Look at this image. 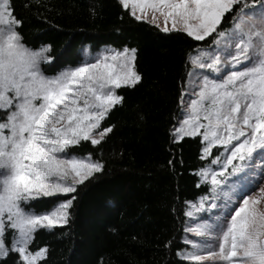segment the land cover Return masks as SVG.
I'll return each mask as SVG.
<instances>
[{
    "label": "snow or ice",
    "instance_id": "obj_1",
    "mask_svg": "<svg viewBox=\"0 0 264 264\" xmlns=\"http://www.w3.org/2000/svg\"><path fill=\"white\" fill-rule=\"evenodd\" d=\"M256 2L119 0L136 20L164 32L183 31L196 41L212 36L211 45L197 46L188 56L192 91L187 104L182 92L183 119L171 130L175 140L199 135L201 159L211 156L215 165L199 170L212 195L186 202L190 218L213 206L228 176L254 167L258 159L264 165V0L259 7ZM226 13L232 14L231 27H218ZM21 23L12 0H0V258L16 253L17 264H39L47 249L29 248L35 231L67 224L75 197L42 212L29 202L72 193L102 170L90 154L78 157L67 149L81 140L100 143L112 131L101 121L123 100L115 89L135 86L142 77L135 67L137 49L128 46L107 48L46 76L41 63L52 59L51 46L27 47ZM247 176L236 182L242 185ZM259 191V197L236 195L238 206L225 204L229 211L212 223L186 226L200 240L186 238L191 248L178 254L188 264H264V188Z\"/></svg>",
    "mask_w": 264,
    "mask_h": 264
},
{
    "label": "trees",
    "instance_id": "obj_2",
    "mask_svg": "<svg viewBox=\"0 0 264 264\" xmlns=\"http://www.w3.org/2000/svg\"><path fill=\"white\" fill-rule=\"evenodd\" d=\"M12 4L22 21V42L33 50L51 46L52 59L41 67L45 75L82 63L88 49L128 46L137 49L135 67L142 77L135 86L117 89L123 100L103 119L101 127L112 131L100 143L82 140L67 149L78 157L90 154L102 170L69 195L30 203L42 212L57 200L75 197L67 224L35 231L29 248L47 249L39 264H188L178 254L187 247L186 202L210 195L198 173L211 160L201 159L200 137L175 140L171 130L182 119L188 56L197 46L211 45L212 36L196 41L183 31L164 32L136 20L119 0ZM231 23L232 14L226 13L218 27ZM0 264H17V254L0 258Z\"/></svg>",
    "mask_w": 264,
    "mask_h": 264
},
{
    "label": "rangeland",
    "instance_id": "obj_3",
    "mask_svg": "<svg viewBox=\"0 0 264 264\" xmlns=\"http://www.w3.org/2000/svg\"><path fill=\"white\" fill-rule=\"evenodd\" d=\"M259 5L260 4H258L256 6L259 7ZM169 27L171 28V25H169ZM170 31H178V30H170ZM100 52L92 53L90 51V49L84 51V54H83L84 55V57H83L84 59H83L82 62L91 60L93 57H95ZM47 62H49V61H47ZM47 62H42L41 63V67H42V65L44 63H47ZM188 81H189V83H188V86H187V91L185 92L184 99H183L185 104H187L189 102V97H190L191 91H192V83H191L190 79ZM115 91H117V89H115ZM182 119H183V117H182ZM102 121H101V123H102ZM185 137H189V136H185ZM193 137H200V136L197 135V136H193ZM69 147H71V146H69ZM212 154L213 155L218 154V147H213ZM207 158H210V160H211L212 157L209 156ZM233 163H237V162L234 161ZM210 167L215 168V165H211ZM227 171L228 172L232 171L231 166L228 168ZM244 172L248 173L247 181H245L241 185L240 182H236V178L241 176V175H243ZM95 173H98V172H95ZM236 173H234L233 175L228 176V180L225 181L224 184L220 185V188L223 189V191H219L217 193L216 199H215V201L213 203V206L211 208H206L205 210L196 213L195 218H190V217L187 216L188 217L187 226H195V224L202 223V222L212 223V222L216 221L217 219L222 218L229 211L230 207L238 206L240 201H237L235 199L236 195H242L243 193L247 192L248 194L253 195V196H258V197L261 196V193H260L259 189L260 188H264V165H262L260 163L259 159L257 160V162H256L254 167H252L250 169L249 168H245L242 171H239L238 174H236ZM90 177H88V178H90ZM248 181H250V183ZM233 182H235V183H233ZM78 185H76V187ZM69 194H71V193L58 194L57 196H64V195H69ZM210 195H212V193H210ZM40 198H47V197L41 196V197H38L36 199H40ZM32 201H30L29 203H31ZM225 204H228L229 208H226ZM260 207H264V202L261 203ZM205 216L207 217V219L203 218ZM56 226H60V225H56ZM40 228H45V227H40ZM186 238L187 239L200 240L199 237H196L193 233H188V232H187V237ZM186 246H187L186 249L190 250L191 246L190 245H186ZM206 264H211V262H206Z\"/></svg>",
    "mask_w": 264,
    "mask_h": 264
}]
</instances>
